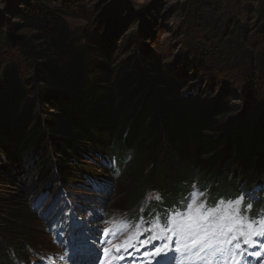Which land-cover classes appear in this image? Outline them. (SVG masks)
<instances>
[{
	"label": "trees",
	"instance_id": "16d2710c",
	"mask_svg": "<svg viewBox=\"0 0 264 264\" xmlns=\"http://www.w3.org/2000/svg\"><path fill=\"white\" fill-rule=\"evenodd\" d=\"M63 14L49 0L19 9L34 32L10 40L12 59L0 67V204L12 196L6 184L28 172L27 160H38L32 176L43 185H69L102 172L81 163L91 151L117 162V170H103L123 174V209L138 205L147 190L173 206L193 180L214 196L234 195L240 184L244 193L264 180V95L253 97L247 87L233 110L221 98L194 93L187 71L146 46L119 57L114 36L89 28L75 33ZM51 151L57 159L47 164ZM160 152L171 158L167 186L166 168L156 164ZM226 180L233 182L222 185ZM263 201V195L254 201L249 215L263 214ZM248 204L240 215L249 218ZM18 206L24 211L17 220L16 210L0 211L8 243L0 246V264L9 262L7 245L23 256L26 245L44 244L35 233L36 214Z\"/></svg>",
	"mask_w": 264,
	"mask_h": 264
},
{
	"label": "rangeland",
	"instance_id": "374dc122",
	"mask_svg": "<svg viewBox=\"0 0 264 264\" xmlns=\"http://www.w3.org/2000/svg\"><path fill=\"white\" fill-rule=\"evenodd\" d=\"M31 1L0 0V67L12 59L10 40L34 32L24 26L19 17V9ZM49 6L63 9L64 19L75 33L89 28L114 36L119 57H124L138 44L146 46L164 62L187 71L190 79L188 88L194 93L204 94L206 98H221L233 110L242 102L247 87L253 97L264 95V0H49ZM55 154L50 152L47 164L56 161ZM37 161L31 163L27 160L25 168L28 172L14 175L18 182L16 185L6 184L4 192L6 195L12 193V196L0 204V211L16 210L13 217L17 220L19 211L23 210L18 204H27L30 212L37 213L34 228L35 233H40L37 236L39 240L45 244L43 248L57 252L54 263L60 264L66 256L63 241H53L49 227L43 229L45 222L38 217V211L44 210L49 201L44 204L34 200L44 187L38 178L32 176ZM80 161L83 166L103 167L101 158L93 151ZM156 164L165 166L164 183L169 185L173 176L171 158L160 152ZM111 181L113 177L109 175L106 183L96 189L90 187V182L84 178L69 184L66 196L79 193L74 200L75 213L81 216V228L94 238L100 237L104 222L101 216L109 209L111 212L122 209L120 205L126 199L122 184ZM230 182L226 180L222 185ZM260 191L264 192V180L249 192L257 195ZM242 203L246 205L248 198H244ZM157 207L160 208L159 205ZM258 236L264 239V235ZM262 238L254 239L255 243L241 245L245 250L246 245L251 251L256 249L255 244L264 249ZM238 241L244 243V238ZM6 242L0 233V246ZM23 253L29 258L33 249L28 248ZM71 256L68 263L77 264V253ZM262 258L264 254L258 260ZM260 264H264V259Z\"/></svg>",
	"mask_w": 264,
	"mask_h": 264
},
{
	"label": "snow or ice",
	"instance_id": "6c2138e0",
	"mask_svg": "<svg viewBox=\"0 0 264 264\" xmlns=\"http://www.w3.org/2000/svg\"><path fill=\"white\" fill-rule=\"evenodd\" d=\"M156 199H160L159 196ZM243 202V197H238L235 201H228L225 206V214L216 216L223 201H220L216 208H208L206 211H201L204 205L201 204L199 208L193 207L195 203L187 205V211L183 213H176L174 217H165L164 225L160 224V218L157 217L153 227L160 228L164 234L171 233L172 237L176 238L178 244L182 247H177L176 251L189 249L192 246H199L200 250L215 249V252L224 253L227 250L223 247L217 246L219 243L232 244L241 237L244 238V244H251L252 236L264 235V221L260 222L258 228H254V222L249 221L247 216L240 215V206ZM233 212H228L227 209H233ZM252 205L248 204L247 209L251 210ZM245 222L247 231H245ZM240 225V227H237ZM150 231V229H149ZM232 234L229 236V234ZM160 238V237H154ZM171 239V237H169ZM127 244V241L124 242ZM124 245H114L115 251H120ZM169 247L165 244L163 247H157L153 254L159 255L163 252L164 248ZM235 252L233 255L239 254L241 244H235ZM109 249H105V254L109 253Z\"/></svg>",
	"mask_w": 264,
	"mask_h": 264
},
{
	"label": "clouds",
	"instance_id": "9594fccd",
	"mask_svg": "<svg viewBox=\"0 0 264 264\" xmlns=\"http://www.w3.org/2000/svg\"><path fill=\"white\" fill-rule=\"evenodd\" d=\"M97 156H99L100 158H101V162H102V165H103V167H99V168H101L102 169V172H97L98 173V175H99V177H101V181L100 182H97V184H99L98 185V187L99 186H102V185H104L105 183H106V181H107V179H108V176L110 175L111 177H113V174H112V172L111 171H107V174L106 173H104V170L103 169H105L106 167V169H110V166H109V159H108V157H106V156H101V155H98L97 154ZM100 173L102 174V175H100ZM95 175V174H94ZM120 178H121V175H119V177H118V180H117V183L119 182V180H120ZM113 181H114V178H113ZM113 181H111V183H113ZM116 183V184H117ZM115 184V185H116ZM50 185V184H49ZM241 185V184H240ZM240 187V186H239ZM131 208V207H130ZM127 209H129V208H127ZM117 210V209H116ZM123 210H126V209H120V210H117V211H123ZM111 212V210L109 209V210H107V212H106V214L105 215H102L101 216V220H103L104 222H103V226H102V230H103V228H104V226H105V222H106V220H107V217L110 215V214H113L114 212H116V211H114V212H112V213H110ZM110 213V214H109ZM81 226H82V224H81ZM69 229V228H68ZM102 230H101V232H102ZM70 232V231H69ZM89 235V239H90V241L88 240V242H89V245L91 246V247H94L93 246V244L92 243H94L95 245H99V239L101 238V233H100V237L99 236H97L96 238H94L93 237V235H90V234H88ZM101 240V239H100ZM78 244V243H77ZM44 245L45 244H43L41 247L43 248L44 247ZM29 245H26V247L23 249L24 251L25 250H27V247H28ZM70 246H71V248L72 249H74L75 248V246L76 245H72V244H70ZM32 247V246H31ZM38 247H40V246H37V247H35V248H38ZM90 249V248H89ZM75 250V249H74ZM8 252V251H7ZM9 255H10V253H9ZM95 256V255H94ZM23 257H24V259H27V256L25 255V253H23ZM94 260L93 259H89V258H86V259H81L80 258V260H78V263L77 264H94ZM68 264H71V263H68Z\"/></svg>",
	"mask_w": 264,
	"mask_h": 264
},
{
	"label": "bare ground",
	"instance_id": "6f19581e",
	"mask_svg": "<svg viewBox=\"0 0 264 264\" xmlns=\"http://www.w3.org/2000/svg\"><path fill=\"white\" fill-rule=\"evenodd\" d=\"M250 194V192L249 191H247V189L244 191V195H249ZM258 199V198H257ZM104 204V203H103ZM263 209V208H262ZM114 212V211H113ZM110 213H112V212H110ZM109 213V214H110ZM254 223H255V226L254 227H259V225H260V223H258V221L257 220H254L253 221ZM44 226H48V224H45ZM254 239H257L255 236H254ZM254 239H253V241H254ZM239 240V239H238ZM263 241H264V239H262ZM257 242V241H256ZM237 243H240V241H238ZM254 243H255V241H254ZM240 244H244L243 242L242 243H240ZM241 245V249H239L238 251H239V254L238 255H234V261H236V264H237V261H242V262H244L245 261V259H243L244 258V255H248V256H250L251 257V260L253 261L252 263H250V264H259L258 263V258L260 257L261 258V256L264 254V249H262V248H260V247H258L257 246V244H255L256 246H255V248L256 249H254V250H252L251 251V249H247V250H245V247H243ZM224 248H226V247H224ZM258 249V250H257ZM237 251V250H236ZM254 251H255V254H254ZM234 252H235V250H234ZM172 257H174V256H172ZM67 258H68V256H65L64 257V262H63V264H68V262H67ZM80 258L81 259H84L85 257L83 256V255H81L80 256ZM174 260H176V259H174ZM234 264H235V262H234Z\"/></svg>",
	"mask_w": 264,
	"mask_h": 264
}]
</instances>
